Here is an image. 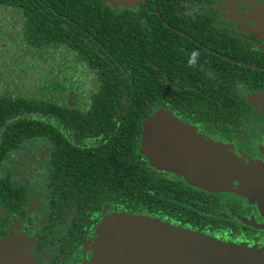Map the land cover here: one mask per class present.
Here are the masks:
<instances>
[{
	"label": "trees",
	"instance_id": "obj_1",
	"mask_svg": "<svg viewBox=\"0 0 264 264\" xmlns=\"http://www.w3.org/2000/svg\"><path fill=\"white\" fill-rule=\"evenodd\" d=\"M161 23L145 9L118 10L105 0H0V152L45 139L58 165L72 162L78 180L97 181L84 187L114 198L124 210L117 214L177 227L180 204L195 195L148 170L145 128L157 116H192L212 102L196 88L203 60L190 58L201 46L181 55L174 43L183 35ZM187 210L183 223L203 219Z\"/></svg>",
	"mask_w": 264,
	"mask_h": 264
},
{
	"label": "flooded vegetation",
	"instance_id": "obj_2",
	"mask_svg": "<svg viewBox=\"0 0 264 264\" xmlns=\"http://www.w3.org/2000/svg\"><path fill=\"white\" fill-rule=\"evenodd\" d=\"M111 6L159 16L162 26L183 35L174 43L181 55L202 48L190 58L203 60L196 88L209 91L212 104L192 116L178 111L162 120L178 123L181 134L195 144L216 143L247 168L264 170V0H140L129 7ZM173 16L181 21H170ZM178 26L201 28L202 35L187 36ZM187 147L191 150L189 141ZM51 152L45 139L0 152V264H97L103 229L124 211L114 207V198L103 200L99 191L84 187L87 182L78 180L72 162L58 165ZM143 155L148 170L165 185L195 195L188 205L180 204L177 227L264 251V207L245 178H234L226 190H209L182 173L154 167ZM183 207L203 219L183 223L188 212Z\"/></svg>",
	"mask_w": 264,
	"mask_h": 264
},
{
	"label": "water",
	"instance_id": "obj_3",
	"mask_svg": "<svg viewBox=\"0 0 264 264\" xmlns=\"http://www.w3.org/2000/svg\"><path fill=\"white\" fill-rule=\"evenodd\" d=\"M162 118L157 116L146 126L143 142V153L154 167L182 173L215 191L228 189L234 178H245L264 207V170L247 168L223 154L216 143L195 144V139L181 134L178 123ZM96 260L97 264H264V251L226 244L151 217L117 214L103 229Z\"/></svg>",
	"mask_w": 264,
	"mask_h": 264
},
{
	"label": "rangeland",
	"instance_id": "obj_4",
	"mask_svg": "<svg viewBox=\"0 0 264 264\" xmlns=\"http://www.w3.org/2000/svg\"><path fill=\"white\" fill-rule=\"evenodd\" d=\"M135 3L137 4V3H139V1L138 0H117V1H115L114 4H111V5H113V6L114 5H116V6L121 5L123 7H129Z\"/></svg>",
	"mask_w": 264,
	"mask_h": 264
}]
</instances>
